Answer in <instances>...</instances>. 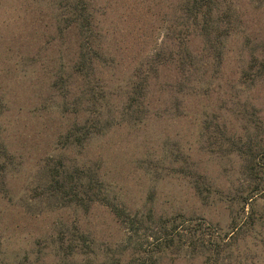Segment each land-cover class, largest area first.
I'll return each instance as SVG.
<instances>
[{
  "label": "rangeland",
  "instance_id": "rangeland-1",
  "mask_svg": "<svg viewBox=\"0 0 264 264\" xmlns=\"http://www.w3.org/2000/svg\"><path fill=\"white\" fill-rule=\"evenodd\" d=\"M236 1L240 28L226 43L221 69L209 65L202 80L190 83L200 91L209 85L208 93H175L167 85L180 75L172 67L158 66L159 78L150 82L144 118L113 127L74 152L59 149L60 140L88 112L78 114V119L73 113L62 114V98L50 86L60 72L70 76V92L81 86L83 81L71 66L78 40L74 32H59L57 25L63 23H58L61 18L51 0H0V138L15 154L17 165L8 175L7 191L0 192V264H110L117 259L128 264L139 255L133 253L134 243L142 244L145 251L139 255L141 260L148 254L151 231L127 236L105 205L94 203L83 209L51 194L47 168L59 156L77 159L78 166H99L105 183L113 187L110 194L124 201L132 213H145L148 207L157 216L182 213L218 227L221 233L228 230L232 212H239L243 221L250 207L241 212L231 195L250 176L243 173L240 157L226 153L231 141L238 136L245 139V120L235 110H250L249 104L254 105L264 125V82L248 88L239 78L251 47L264 43V0ZM90 4L106 34L103 48L109 65L97 63L96 76L113 86L111 108L113 119L119 121L126 101V94L120 93L123 86L137 81L138 69L144 74L154 67L150 61L156 51L165 45L176 50L166 35L169 7L176 0H90ZM199 46V39L190 43L193 51ZM207 123H217L223 135L204 129ZM262 135L261 127L255 139ZM183 157L190 164L179 173L183 164L173 161ZM196 181L212 185L207 203L196 195ZM252 214L258 224L244 231L239 247L251 264H264V189L255 198ZM127 244L131 248L124 249ZM68 245H73V252ZM81 245L84 249L89 245L91 252H82ZM159 264L199 261L171 257Z\"/></svg>",
  "mask_w": 264,
  "mask_h": 264
},
{
  "label": "trees",
  "instance_id": "trees-1",
  "mask_svg": "<svg viewBox=\"0 0 264 264\" xmlns=\"http://www.w3.org/2000/svg\"><path fill=\"white\" fill-rule=\"evenodd\" d=\"M51 5L57 10V17L61 18L58 23H63L57 25L59 32H74L78 40L76 57L71 66L72 73L82 79L81 86L77 91L70 92V76L62 74L64 72H60L50 86L62 98L63 102L60 103L62 114L73 113L78 119V114L81 116L83 111L88 112L87 117L71 125L60 140L59 149L70 148L74 152L77 149L83 150L91 139L113 127L128 121L136 123L135 120L144 118L151 92L150 82L159 78L158 66L172 67L175 73L180 75L179 80L167 85V87H174L175 93L184 96L208 93L211 90L209 85L207 89L200 91L198 86L190 85V83L196 79L202 80L204 74L208 72L209 65L215 66L218 70L221 69L226 53V43L232 35L239 32L241 23L236 0H176V4L169 7L166 26L167 39L171 40L176 50L173 51L174 48L171 49L165 45L156 51L150 61L154 67L144 74L141 73V69H138L134 74L137 81L128 83L126 87L123 86L124 91L120 93L126 94V101L120 110L121 118L116 121L113 119L114 109L111 108V97L115 90L111 89L113 86H110L108 82L100 81L96 76L97 63L100 67L109 65L105 59L106 50L103 48L106 34H102V27L96 22L95 11L90 0H51ZM194 39H199L201 44L195 51L190 48V43ZM239 78L241 84L247 85L248 88L264 82V43L258 47H251L249 61L246 68L240 72ZM207 84H210V81ZM163 86L165 84L162 88ZM249 105L250 110L234 111L238 116L242 113L243 117L239 119L245 120H242L245 139L238 136L231 141L226 155L240 157L245 166L243 173L250 176L243 187L234 190L231 201L239 205L241 212H244L247 205L251 211L245 215L243 221L239 212H232L228 230L223 233L210 223H204L182 213L157 216L153 207H148L145 213L137 211L132 213L124 201L117 198V195L110 194L113 187L105 183L99 166H87L88 164L78 166L75 158L66 159L59 156V159L47 168L48 190L53 196L58 195L66 200L69 206L88 209L94 203L105 205L121 223L128 233L127 236L140 230L151 231L150 235L147 234L151 241L148 243L150 250L147 251L146 257L140 259L139 255L145 251L142 250V244L135 246L134 243L133 253L139 255L137 259H130L128 264L136 262L137 264H159L163 259L171 257H184L190 261L198 260L199 264H224L226 259L231 261L230 264H251V261L243 256L239 244L246 234L244 231L254 230V226L259 221L252 211L255 198L264 189L262 185L264 166L260 162V160L264 161L262 158L264 157V135L257 139L258 141L255 136L261 127L264 130V125L254 105ZM90 115L92 117H89ZM203 126L206 130L211 129L216 135H223L217 123L213 125L207 123ZM253 131L257 133L252 137ZM87 162L92 164L91 159ZM174 162L183 164L184 169L180 167L177 171L179 173H185L189 168L190 163L186 157L176 159ZM14 166H17L15 154L0 138L1 193L7 191V178ZM196 173L194 168L193 174ZM193 187L196 195L203 200L202 202L207 203L209 194L212 193V185L196 181ZM80 236L85 242L83 235ZM68 247L70 252L74 251L73 245ZM86 247L84 249L81 245L78 248L82 252L84 249V252L89 254L88 251L91 252V250L88 249L91 247L89 245ZM129 247L127 244L123 248ZM110 264H121V262L117 259Z\"/></svg>",
  "mask_w": 264,
  "mask_h": 264
}]
</instances>
